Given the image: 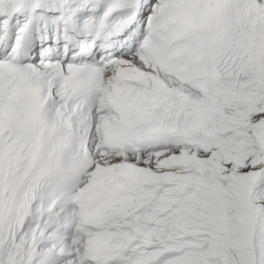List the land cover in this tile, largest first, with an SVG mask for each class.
Here are the masks:
<instances>
[{"label": "snow or ice", "instance_id": "6c2138e0", "mask_svg": "<svg viewBox=\"0 0 264 264\" xmlns=\"http://www.w3.org/2000/svg\"><path fill=\"white\" fill-rule=\"evenodd\" d=\"M0 264H264V0H0Z\"/></svg>", "mask_w": 264, "mask_h": 264}]
</instances>
